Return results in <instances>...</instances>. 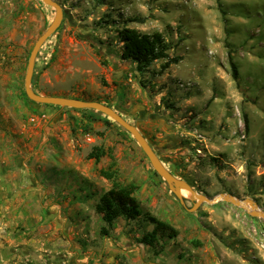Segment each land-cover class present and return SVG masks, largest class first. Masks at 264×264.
<instances>
[{"label": "rangeland", "instance_id": "374dc122", "mask_svg": "<svg viewBox=\"0 0 264 264\" xmlns=\"http://www.w3.org/2000/svg\"><path fill=\"white\" fill-rule=\"evenodd\" d=\"M56 1L64 18L38 52L34 89L107 102L198 194L249 198L264 211V0ZM53 17L41 0H0V225L17 223L18 237L37 238L63 220L70 229L62 237L84 252L101 246L95 264H264V218L225 200L188 210L196 198L184 190L182 205L135 139L106 115L27 100L29 52ZM128 18L145 20L127 24L141 32L161 31L168 54L181 60L163 69L158 59L137 72L117 37ZM96 146L98 160L88 157ZM29 178L42 185L33 199L22 194ZM112 181L133 185L142 213L177 228L175 237L160 238L159 254L136 239L153 227L143 216L118 218L109 237L100 234L96 203ZM52 198L65 218L44 212Z\"/></svg>", "mask_w": 264, "mask_h": 264}, {"label": "trees", "instance_id": "16d2710c", "mask_svg": "<svg viewBox=\"0 0 264 264\" xmlns=\"http://www.w3.org/2000/svg\"><path fill=\"white\" fill-rule=\"evenodd\" d=\"M220 11L222 14H225L223 9L220 8ZM132 21L143 23L145 20L143 18H128L124 20L122 26L117 29V37L122 43L121 57L133 63L137 72L140 74L146 72L151 64L158 59H165L162 65L163 69L181 60L180 56H170L168 54L171 44L165 39L161 31L141 32L127 26V24ZM228 61L231 69V76L234 80H237L238 69L230 51L228 52ZM27 100L38 105L61 108L56 105L36 103L28 98ZM96 101L102 102V100ZM105 104L109 105L107 102H105ZM88 110L90 109H82V111ZM244 121L247 129L248 120L246 114H244ZM102 153L103 149L96 146L89 153L88 157L98 160ZM108 177L110 178L109 175ZM96 211L104 224L100 228V234L106 237H109V229L118 218L129 221L143 216L144 220L152 224L153 227L136 239L139 243L148 245L153 250L154 254H159L163 249V245L159 242L160 238L165 236L172 238L178 234L177 228L167 221L149 213H142L138 199L134 195L133 185L124 186L112 181L110 187L99 196L96 203Z\"/></svg>", "mask_w": 264, "mask_h": 264}, {"label": "water", "instance_id": "95a60500", "mask_svg": "<svg viewBox=\"0 0 264 264\" xmlns=\"http://www.w3.org/2000/svg\"><path fill=\"white\" fill-rule=\"evenodd\" d=\"M41 1L54 9V17L48 24L46 29L35 39L29 52L24 74V92L29 100L40 104H51L60 107L91 109L106 115L109 119L113 120L122 128H124L135 139L137 144L140 146V148L148 158L153 170L166 182L169 190L179 199L182 205H185V199L182 193L184 190L188 192L190 199L196 198V201L193 203V205L187 208L188 210L193 209L201 200L210 203H214L219 200H225L237 206L245 208L252 216L264 218V211L260 210L252 199L247 198L245 200H240L234 197L232 194L224 193L216 196L213 199H210L205 195L198 194L188 181L176 177L173 172L164 164L159 154L154 150L152 145L142 134V132L136 127V125L126 120L110 105L96 100H85L77 97L59 95H48L37 92L32 85V78L38 52L45 41L56 32L64 18L63 8L56 0ZM245 201L253 204L256 208L250 210L247 209V207L242 204V202Z\"/></svg>", "mask_w": 264, "mask_h": 264}, {"label": "crops", "instance_id": "0c3cea01", "mask_svg": "<svg viewBox=\"0 0 264 264\" xmlns=\"http://www.w3.org/2000/svg\"><path fill=\"white\" fill-rule=\"evenodd\" d=\"M27 182L30 183L29 188L28 186H26L27 188L24 186L26 189L22 191V194L26 193L27 198L34 195L36 190L40 192L42 186L40 180L29 178ZM1 183L2 179L0 176V195L2 194ZM18 188L19 186L17 185V191ZM48 188L47 192L50 194L53 188ZM43 196L45 195H42V200H44ZM45 206H47L44 209L46 214H55L58 219L62 217L65 218L62 214L60 203L54 201V198H52V200L48 199ZM60 221L62 222L52 224L53 232L43 234L41 237L38 236L37 238L35 236H30L28 238L18 237L13 231L17 228V223L10 226L8 225L9 227L7 225L4 227L3 224H1L0 264H95L97 261L101 260L103 256L101 246L99 247L95 244V249L90 252H84L83 249H81L82 245L62 237L60 231H68L70 225L63 220ZM49 227L51 229V226ZM76 234V238H79L78 234L81 235L82 233L78 231ZM68 247L70 248L69 250Z\"/></svg>", "mask_w": 264, "mask_h": 264}, {"label": "bare ground", "instance_id": "6f19581e", "mask_svg": "<svg viewBox=\"0 0 264 264\" xmlns=\"http://www.w3.org/2000/svg\"><path fill=\"white\" fill-rule=\"evenodd\" d=\"M182 193H184V192H182ZM242 204L245 206V207H247V209H253V208H256L253 204H250L249 202H242Z\"/></svg>", "mask_w": 264, "mask_h": 264}, {"label": "built area", "instance_id": "2783aa9c", "mask_svg": "<svg viewBox=\"0 0 264 264\" xmlns=\"http://www.w3.org/2000/svg\"><path fill=\"white\" fill-rule=\"evenodd\" d=\"M190 83L189 82H181L180 85L181 86H188ZM258 234V233H256ZM259 235V234H258ZM261 235V234H260ZM261 246L264 248V243L262 242Z\"/></svg>", "mask_w": 264, "mask_h": 264}]
</instances>
